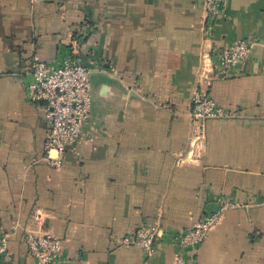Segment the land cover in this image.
Listing matches in <instances>:
<instances>
[{"label":"crops","instance_id":"crops-1","mask_svg":"<svg viewBox=\"0 0 264 264\" xmlns=\"http://www.w3.org/2000/svg\"><path fill=\"white\" fill-rule=\"evenodd\" d=\"M240 40L249 59L224 71L213 56ZM68 54L91 70L92 118L55 169L25 83L35 55ZM196 91L233 113L200 140ZM222 198L189 264H264V0H226L213 25L204 0H0V264L35 263L28 233L60 237L66 264H172L179 244L121 238L189 228Z\"/></svg>","mask_w":264,"mask_h":264},{"label":"built area","instance_id":"built-area-1","mask_svg":"<svg viewBox=\"0 0 264 264\" xmlns=\"http://www.w3.org/2000/svg\"><path fill=\"white\" fill-rule=\"evenodd\" d=\"M225 2L204 0L205 18L209 25L214 24ZM252 49V43L240 40L219 49L213 57L216 64L228 71L248 60ZM30 72V79L25 83L27 97L33 102L45 104L49 124L45 158L51 167L60 169L68 147L84 137L92 118L91 70L72 54L57 64L35 55ZM190 115L197 125L196 139L200 140L205 137L208 120L230 117L233 113L209 93L196 91L192 97ZM234 205L222 198L189 228L172 230L159 223L142 225L123 236L121 242L138 246L149 254L153 253L159 241L174 242L183 248L184 253L178 254L172 264H189L196 258L208 233L219 224L224 212ZM25 243L28 253L35 260L34 264H66L63 257L65 246L60 237L51 233H28ZM8 254V238L4 235L0 237V259Z\"/></svg>","mask_w":264,"mask_h":264}]
</instances>
